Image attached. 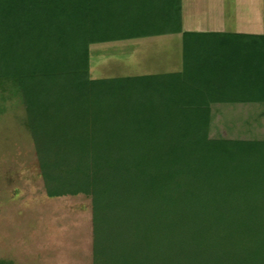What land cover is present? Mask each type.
<instances>
[{"label": "trees", "instance_id": "1", "mask_svg": "<svg viewBox=\"0 0 264 264\" xmlns=\"http://www.w3.org/2000/svg\"><path fill=\"white\" fill-rule=\"evenodd\" d=\"M171 33L180 70L89 76L90 44ZM0 84L46 194L90 198L92 264H264V140L208 136L213 104L264 102V34L183 31L181 0H0Z\"/></svg>", "mask_w": 264, "mask_h": 264}, {"label": "rangeland", "instance_id": "2", "mask_svg": "<svg viewBox=\"0 0 264 264\" xmlns=\"http://www.w3.org/2000/svg\"><path fill=\"white\" fill-rule=\"evenodd\" d=\"M181 48V33L92 43L89 76L180 70ZM0 85V264H92L90 198L46 194L23 104ZM208 136L264 140V103L213 104Z\"/></svg>", "mask_w": 264, "mask_h": 264}, {"label": "crops", "instance_id": "3", "mask_svg": "<svg viewBox=\"0 0 264 264\" xmlns=\"http://www.w3.org/2000/svg\"><path fill=\"white\" fill-rule=\"evenodd\" d=\"M181 16L183 31L264 34V0H181Z\"/></svg>", "mask_w": 264, "mask_h": 264}]
</instances>
